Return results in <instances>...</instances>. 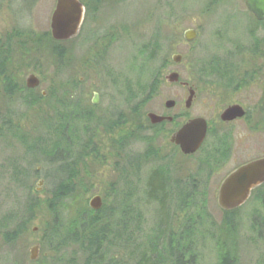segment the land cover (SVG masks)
<instances>
[{
	"label": "rangeland",
	"instance_id": "374dc122",
	"mask_svg": "<svg viewBox=\"0 0 264 264\" xmlns=\"http://www.w3.org/2000/svg\"><path fill=\"white\" fill-rule=\"evenodd\" d=\"M55 1L40 0L33 17L30 18L25 11L29 10L28 0H3L2 8H0V37L5 38L8 44L9 35L18 26L16 18L19 11H21L19 18L22 16V22L25 25L23 27L27 30H33L37 34L48 32ZM155 12L159 13L157 17H155ZM151 13L153 18L150 21L153 19V23L147 25L145 20L146 17L148 19L152 16ZM104 20L108 23L104 30L123 25L126 30H129V36L122 35L118 45L112 47L102 61H98L99 54L96 56L93 53V49L98 47L95 44L96 40L91 34L90 36L85 33L69 45V62L61 56L57 58L56 51H47L40 45L32 51L9 46L1 55L0 71L4 73L0 75H16L24 81L30 75L45 80L51 76H58L59 80L61 77L64 79L71 76L85 77L86 94L89 100L93 99L95 92H100L101 101L98 107L103 110L111 108L113 112H116L113 117L116 120L129 108H142L143 106L142 110L145 114L154 112L159 115L173 116L184 113L188 92L179 85L165 81L167 75L177 72L183 81L195 84L200 91L199 99L188 112L190 114L188 117L210 118L218 108L230 102L229 99L223 97L213 104L215 101L212 102L207 95V92L213 89L208 86L207 78L211 74L210 70L215 68L217 63L232 64L231 68L239 69L234 72L237 75L242 73L243 67L241 66L248 60H250V72L256 68V65L264 67V25H259L253 20L245 0H128L124 5L118 6L111 20L109 18ZM158 23H160L163 35L160 48H155L156 59L147 62L146 54H142V50L144 45L152 42L150 38L157 31L156 24ZM188 30H195L199 34L193 43L184 39V34ZM85 36L87 41L82 45L81 42ZM256 49L261 54V61L255 65L253 59L258 58ZM174 55L182 56L181 63L177 64L172 60ZM235 59H240V61L236 62ZM261 77L263 78L259 81V87L246 90L245 98L253 96L254 93L260 95L259 93L264 91V68ZM40 90H45V87ZM149 93L152 96L148 101ZM4 99L7 100V97L0 95V117L3 116L1 120L11 119L16 124L21 121L23 127L19 131H14L13 128L9 130L0 128V264H18L19 259L21 261V257L24 259L25 256L29 260V249L35 244L41 245L42 253L53 250L51 256H54V264H82L79 258H73L74 256L67 252V250H79L78 243L75 241L76 243L71 244L72 248L69 249L64 245V238H73L68 235L69 223L77 221L78 225L84 229L81 235L87 241L94 236L89 234L92 232L91 224L94 225L95 233H98L100 229H106L101 250L105 253L107 264L112 258L114 262L116 258L123 257L126 243L115 241L117 240L115 236L118 235L120 240H124L127 233L132 230H129V227L126 228L127 224H133V229L135 228L132 240L135 251L144 250L146 240L152 235L150 233L152 226L158 219L155 206L146 205L152 203L150 198L148 199L150 190L147 183L162 164L153 163L152 158H130L133 159L135 166H140V169L137 170L135 167L134 174L126 183L121 180L117 171L120 159L111 158L106 154L112 150L110 145L114 144L113 139L115 138L117 139L115 148L119 150L118 147L125 138L124 134L128 132L127 127H120L117 133L111 136L97 131L99 134L96 133L94 138L99 139L100 143H97H99L102 154V157H98L93 153L91 146L86 145L84 149L86 143H82L83 138H85L84 142H87V138L84 137V128L80 122L72 119L69 132H72L74 141L77 139L73 144V154H81L85 159L69 158L66 154L68 160L73 159L72 167L76 169L74 171L76 178L71 181L74 189L69 197L62 199L55 206L53 194L61 182H65L66 176L60 171V166H63L64 162L61 160L48 161L46 158H50L49 155L43 152L47 146L53 145L57 149L60 147L55 142V138H49L45 128L48 122L43 112L46 111L41 108L32 111L21 104H13L12 100L6 102ZM258 99L260 98L252 97V104ZM144 100L146 103L143 105ZM169 100L177 103L174 110L166 108V102ZM5 108L15 113L16 116L3 115ZM261 114L264 117V99L261 104ZM47 115L53 116L51 112ZM183 119L185 120L181 118L179 121L182 122ZM173 125L169 126V130L175 128ZM35 138L40 150L27 151V145ZM20 140L27 141L26 146H23ZM33 143L35 142L29 145L35 146ZM261 145L257 150L252 143L249 148L244 146L245 155L230 158L211 179L210 192L202 201L208 202L211 208H214L211 212L216 217L218 216L217 218H221L222 215L217 206L221 181L236 166L259 159L256 157H264V141ZM128 150L135 152L136 156L143 153L144 147L138 143H132ZM87 153H92L93 156L86 157ZM170 159H166L168 163ZM117 161L119 163L116 165ZM193 161L200 163L206 159L181 158L178 160L189 167ZM181 168L184 172V167ZM206 169L209 170V168H203V170ZM40 182H43L41 186H39ZM65 186L69 188L70 182H66ZM97 195L101 196L103 201L100 216L89 207L90 200ZM178 201V198L173 196L168 202L177 203ZM129 203L134 204L133 210L130 211L133 218L131 215L127 216ZM32 205L35 206L33 213ZM251 213V210H247L246 214L251 215ZM235 216L241 217V212ZM136 218H139L137 222ZM55 223H59V229L64 231H58L50 242L48 236L55 230L53 227ZM17 231L20 233L16 234ZM199 231L196 250L198 249L202 255L201 264H211L215 260L217 251L215 242L217 237L213 232L215 230L200 227ZM206 231H211V233ZM239 234L240 231L237 230V235ZM15 236L22 238L16 239ZM237 241L239 242H237L235 251L240 250V238H237ZM9 245L12 247H8ZM57 251L65 253L55 255ZM42 253L41 257L45 261L46 258ZM135 257V261L138 260V256Z\"/></svg>",
	"mask_w": 264,
	"mask_h": 264
},
{
	"label": "flooded vegetation",
	"instance_id": "af4514ba",
	"mask_svg": "<svg viewBox=\"0 0 264 264\" xmlns=\"http://www.w3.org/2000/svg\"><path fill=\"white\" fill-rule=\"evenodd\" d=\"M39 1L40 0H28L29 4L27 8L29 10H25L28 17H33ZM77 1L80 3L83 11V20L77 37L63 42L56 41L53 38L51 24L53 14L58 5V0L55 1L52 7L49 30L44 34H37L33 32V30H27V28L23 27V18L22 16L19 18L21 13V11H19L16 18V24L18 26L15 27L9 35L7 40L8 44L5 38L0 37V62L2 63V53H4L5 49L9 46L32 51L37 45L42 46V48H45L47 51H56L57 54L55 53V56H57V58L61 56V58L69 62V45L85 33L91 34L96 40L95 44L98 47L93 49V53L96 56L99 54L98 61H102L111 48L118 45L122 35L129 36V30H126V27H123V25L104 30L108 25L104 19L109 18L111 20L113 14L117 12L118 6L124 5L128 0ZM2 3L3 0H0V8H2ZM154 14L155 17H157L159 13L155 12ZM250 15L252 16L251 13ZM151 18H153V15L149 16L148 19L146 17L145 24L149 25L153 23V19L150 21ZM253 19L255 20L254 17ZM156 30L157 31L150 38L152 42L149 40L151 43L144 45L142 50V54H146L147 62H152L156 59L154 52L155 48H160V40L163 37L160 23L156 24ZM101 34L102 36L98 37V35ZM43 39H45V41ZM86 41L87 37L85 36L81 44H85ZM255 52L256 54L258 53V58L253 59L256 65V63L261 61V54L258 52V49H256ZM235 61L238 62L240 59H235ZM249 64L250 60L244 62L241 66L243 67L241 70L242 73L238 75L234 74V72H237L239 69L231 68L232 64L217 63L215 68L210 70L211 74L208 75L207 84L213 89L207 92L209 99L212 102L215 101L213 104H216V102L223 97L224 99L230 100V102L227 103L228 105L218 108L210 118L188 117L190 115L188 112L196 105L199 99L200 91L195 84L183 81L179 73V83L173 85H179L181 88L185 89L188 92V98L190 89L195 92L191 108L186 107L187 98L184 109L186 111L182 113L183 115H159L154 112L145 114L142 110L144 109L143 106L142 108H129L125 114L120 115V117L115 120L113 118L114 114H116L115 111L113 112L111 108L103 110L98 107L101 101V93L95 92L93 99L89 100L86 94L87 86L85 77L77 78L76 76L68 77V79L61 77V80H59L60 77L58 79V76H51L47 80L37 77L40 80V84L37 88L31 89L27 85V79L24 81L16 75H0V95H2V97L6 96L9 101L12 100L13 104H21L25 106L26 109L28 108L32 111L38 108L45 110L46 112L43 113L44 115L46 114L48 122L45 128L48 131L49 138H55V142H57L60 147L66 146L69 143L68 132L71 129V120H77L81 123L82 128H84V137L87 138V142H84L85 138H83L82 143H86L84 149H86V145L91 146L98 157H102V154L99 146L100 141L98 138H94L96 137L97 131L111 136L117 133L120 127L126 126L128 132L124 134L125 138L121 146L118 147L119 150L117 151V148H115L117 147V139L115 138L113 139L115 140L114 144L110 145L113 151L110 150V153L108 152L106 154L108 156L110 155L111 158L120 159V164H118L119 161L116 162V165L118 164L119 166L117 171L121 176V180L126 183L129 182L128 179L134 174V168L136 167L137 170L140 169V166H135L136 164L133 162V159L130 158H152L153 163L162 164L160 167L161 169L159 168V170L149 178L150 181L147 183L148 189L150 190L149 192L154 196H158L159 200L151 199L148 194V199L150 198L149 200H151L152 203H147L146 205L155 206L156 217L158 219L152 226L153 228L150 231L152 235L146 240L145 247H143L145 249L139 252L135 251L132 242L135 228L133 229V224H127L126 228L129 227V230H132L127 233L126 238L120 240V236H115L117 239L115 241H123L126 243L123 257L116 258L114 262L112 258L108 264H201L202 255L199 253L198 249L196 250L200 227H204V229L210 228L211 231L215 230L213 232H215L217 237V241H215L217 251L215 253V260L211 264H264V185L255 188L247 202L240 208L232 211L222 209L218 204L217 196V206L222 212L221 218H217L218 216L216 217V215L211 212L214 208H211L208 202L202 201L205 195L210 192L209 183L211 179L214 178L219 168L223 167L230 158L244 156L246 152L244 146L249 148V145L252 143L257 150L258 147L262 146L261 144L264 141V117H262L261 114L264 91L259 93L260 95L254 93L253 96H248L246 98L244 95V93L247 92L246 90L259 87V81L263 78L261 74L264 67L261 68L256 65V68L250 72ZM246 67H248V69ZM184 83L188 85L185 86L183 85ZM43 87H45V90H40ZM151 96V93H149L147 98L148 101L151 99ZM252 97H259L261 100L258 99V101L252 104L254 100H251ZM96 99L98 102L97 104H95ZM7 100L4 99L6 102ZM145 103L146 100L142 102L143 105ZM6 106L7 104L5 103V107ZM176 107L177 103L173 109L166 108L168 110H174ZM235 107L243 111L244 115L242 117H235L231 120H224L223 115L226 111ZM49 112H51L53 116L47 115ZM2 113L9 117L16 116L15 113L13 114V112L8 111V108H5V112ZM150 114H155L166 120L159 124H153L149 118ZM2 118L3 116L0 117L1 129L9 130L13 128L14 131H19L23 127L21 121L16 124L14 120L8 119V121H3L1 120ZM181 118H185V120L183 119V121L180 122L179 120H181ZM15 119L17 120V118ZM195 119H204L207 124V134L203 144L196 153L185 154L181 147L172 140L185 125ZM171 124H174L173 126L175 128L169 130ZM35 140L36 138L33 141L38 144V141ZM33 141L30 142L32 143ZM20 142L23 146H26L27 141L20 140ZM132 143L142 145L144 147L143 153L135 156V152L129 151L128 149L132 146ZM167 158H171L170 163L167 162ZM181 158H205L206 161L200 163L193 161V164L189 167L186 164L184 165L178 162ZM256 158L263 159L264 157ZM46 159L51 162L55 160L67 162L69 158H52L51 156ZM82 159L85 158H79V160ZM255 160L245 162L232 169L221 181L218 194L221 185L229 175L245 164ZM124 164L126 165L124 166ZM181 167H184V172H182ZM203 168H209V170H203ZM65 188L68 189L67 186ZM172 195L178 198L180 202H168L173 197ZM154 196L152 197L154 198ZM133 206L134 204L132 203L127 205V216L129 217L131 215V218H133V215L130 211L133 210ZM102 209L103 208L99 211H95L98 216L102 213ZM247 210H251V215L246 214ZM238 212H241V217L239 218L235 216ZM138 219H135L136 222ZM237 230L240 231L239 235H237ZM105 231L106 229L98 230L99 234L97 235L99 236L93 237L89 241L81 235L76 241L79 250H67L68 254H72L74 256L73 258H79V260L83 262L82 264H107L105 261V253L101 250L103 243L101 244L100 241L105 237ZM211 231L206 232L211 233ZM100 234H102V236ZM48 237L51 242L52 237ZM15 238L21 239L22 237L15 236ZM237 238H240V250L235 251L237 242H239ZM64 240V245H66L68 249L72 248L71 244L76 243L75 239L64 238ZM203 241H205L204 238ZM8 247L12 246L9 245ZM27 247V249H29V246ZM35 247L37 248V258L36 260H32V250ZM27 251L28 250H26V252ZM52 251L53 250L42 253L41 245L35 244L29 249V260H27V256H25L24 259L21 257V261L19 259L17 263L54 264V256H51L53 254ZM41 253L43 257L46 258L45 261L41 257ZM55 253V255H59L65 252L57 251ZM135 256H138V260L136 261Z\"/></svg>",
	"mask_w": 264,
	"mask_h": 264
},
{
	"label": "water",
	"instance_id": "95a60500",
	"mask_svg": "<svg viewBox=\"0 0 264 264\" xmlns=\"http://www.w3.org/2000/svg\"><path fill=\"white\" fill-rule=\"evenodd\" d=\"M249 13L258 22L264 21V0H245ZM83 20V11L77 0H58L57 8L52 17V36L56 41H69L77 37ZM198 34L195 30H188L184 34V39L193 43L196 41ZM172 60L179 64L182 61L181 55H174ZM167 83H179L180 75L170 73L166 76ZM40 80L35 75H30L27 79V85L31 89L39 86ZM183 85L187 86V83ZM189 98L186 103L187 108H191L195 92L190 89ZM97 99L95 104H97ZM176 103L173 100L166 102L168 109H173ZM243 111L239 108H231L223 115L224 120H231L235 117H242ZM149 118L153 124H159L165 121V118L155 114H150ZM170 120V119H169ZM207 134V124L204 119H195L185 125L178 134L173 138V142L181 147L183 153H196L203 144ZM43 182L39 183L41 186ZM264 185V158L245 164L231 175H229L221 185L218 194L219 206L226 210L232 211L243 206L249 199L252 191ZM103 201L101 196L93 197L89 202V207L94 211L102 208ZM36 231V230H34ZM37 258V248L32 250V260Z\"/></svg>",
	"mask_w": 264,
	"mask_h": 264
},
{
	"label": "trees",
	"instance_id": "16d2710c",
	"mask_svg": "<svg viewBox=\"0 0 264 264\" xmlns=\"http://www.w3.org/2000/svg\"><path fill=\"white\" fill-rule=\"evenodd\" d=\"M256 23H258L259 25H264V22H256ZM0 73L3 74L4 72L0 71ZM69 133H70V135H69V140L70 141H69V143L66 146H64L62 148L59 147L58 149H57V147L55 148V146L54 147L53 146H51V147L47 146L43 150V152L46 155H49V157L52 156V157H55V158H66V154L69 155V158H76L78 160H79V158H85L81 154H79V155H74L73 154V148H74V145L73 144H75V141L72 138V134H71L72 132H69ZM33 144H35V146L33 145V147H32V145L31 146L29 145L30 147L28 146V150L33 151V150H36L37 149L39 151L40 149L38 148V145H36L37 143H33ZM88 148H89V146H88ZM93 153H94V151H93ZM63 156H65V157H63ZM90 156H93V154L92 153H87L86 154V157H90ZM72 160L73 159H70L67 162H64L63 167L60 168L61 174H64L66 176V178H65V182L64 183L61 182V184L59 185V188L53 194V196H54L53 197V201L56 203L55 206L62 199L69 197L70 194L73 193V189L74 188H73V183L71 181L75 180V178H76V176L74 174L75 173L74 171H76V169H74V167H72V165H73L72 164ZM66 182H70V186H69L68 189L65 188L66 187L65 186V183ZM148 194L150 195L151 199H154V200H157V201L159 200L158 196H154L153 194H151V192H149ZM152 196H154V198ZM55 206H54V208H55ZM34 208H35V206L32 205V209H31L32 213L35 210ZM55 210H56V208H55ZM83 221H84V219H83ZM93 226L94 225L91 224L92 232L89 231L90 232L89 234H91L92 236L94 235L93 237H97V236H99V235H97L99 233H95V231L93 230L94 229ZM53 227H54L55 230L50 233L51 235H49V236H51V237H53V235H55L56 233H58V231H64L63 229H61V230L59 229L60 228V224L59 223H55ZM68 227H69V229H68V235L72 236L73 238H71V239L72 240L75 239V241H77L78 238L81 236L82 232H84V229L81 228V226L78 225V221L77 222L69 223V226ZM15 233L17 234V233H20V232L17 231ZM103 238L100 240L101 241V244L104 243Z\"/></svg>",
	"mask_w": 264,
	"mask_h": 264
}]
</instances>
